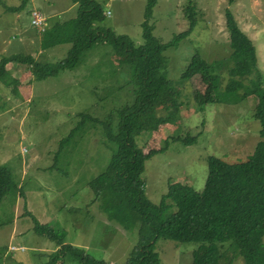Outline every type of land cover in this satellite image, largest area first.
Masks as SVG:
<instances>
[{
  "label": "rangeland",
  "instance_id": "obj_1",
  "mask_svg": "<svg viewBox=\"0 0 264 264\" xmlns=\"http://www.w3.org/2000/svg\"><path fill=\"white\" fill-rule=\"evenodd\" d=\"M98 2L105 14L100 25L136 43L142 41L146 0ZM186 2L156 1L150 19L156 37L165 42L185 28ZM193 4L197 24L176 47L164 51L167 77L172 83L162 87L155 100L157 114L176 105L177 120L136 138L144 152L152 151L144 161L141 177L144 193L153 203L160 201L168 183L177 180L202 193L228 164L251 153L260 138V123L253 117L255 95L235 101L224 91L227 68L232 64L224 10L232 12L240 29L252 40L264 88V0H234L230 4L228 0H193ZM33 8L45 16L46 28L75 16L77 3L0 0V58L30 54L38 63L51 64L67 56L69 43L43 47V30L30 24ZM195 52L205 60L206 69L181 78ZM26 65H6L9 74L19 80L17 86L0 81V164L7 166L19 186L0 203V264H43L49 259L56 245L34 230L36 221L62 230L65 243L96 258L126 264L125 258L137 241L140 217L131 213L125 223L117 222L107 207L123 202L122 195L104 190L95 196L89 182L105 170L113 147L105 144L102 124L94 120H103L133 100L132 65L120 61L113 45L103 42L87 48L73 67L44 79H32ZM80 113L90 118L82 123ZM115 121L114 117L113 124ZM175 135L194 139L183 143L172 140ZM261 196L264 199V189ZM199 216L200 202L183 242L156 240L154 249L161 264H192L195 244L190 236ZM63 256L62 264H77ZM220 264H242V258Z\"/></svg>",
  "mask_w": 264,
  "mask_h": 264
},
{
  "label": "trees",
  "instance_id": "obj_2",
  "mask_svg": "<svg viewBox=\"0 0 264 264\" xmlns=\"http://www.w3.org/2000/svg\"><path fill=\"white\" fill-rule=\"evenodd\" d=\"M156 1L146 0L144 19L141 23L142 41L136 43L127 35L117 34L111 28L100 25L105 14L98 0H70L77 3L75 16L56 21L41 31L43 47L69 43L67 56L51 64L38 63L30 54L2 56L0 81L18 85V79L12 77L6 67L9 62L27 64V72L33 76L32 79L39 80L73 67L82 53L94 43L112 44L120 61H128L133 67L131 81L134 98L114 112H109L103 120H94L102 124V139L105 144H112L113 147L105 170L93 178L89 185L95 196L104 190L110 194L122 195L123 202L107 207L117 222L125 223L131 213L140 217L137 241L128 252L125 263L161 264L154 249L156 240L163 238L183 242L195 207L200 202V216L190 236V240L195 244L191 251L192 264H220L223 260L231 263L238 256L242 258V264H264V199L261 196L264 189L262 73L257 64L256 49L252 40L240 29L228 8L224 10V17L232 64L227 68L224 91L229 97L235 98V101L255 95L253 117L260 123V138L251 153L228 164L202 193L180 180L168 183L167 191L158 203L151 202L144 193L141 173L144 161L152 151L144 152L138 146L136 138L144 131H154L177 120L176 105L167 106L162 113H156L155 100L158 91L167 85L171 86L172 83L167 77L164 51L169 47H176L197 24L193 0H187L184 7L185 28L175 33L168 41L160 40L152 33L153 25L150 23ZM233 1L228 0L229 4ZM204 69L205 60L195 52L180 77L187 79ZM246 77L248 81L245 84ZM80 115L83 116L82 123L90 118L85 113ZM114 117L116 121L113 124ZM77 128L78 126L74 127L59 145ZM171 139L189 143L194 138L175 135ZM167 143L168 140L165 145ZM18 188L7 166L0 164V203L9 192L17 191ZM2 224L0 220V226ZM34 230L45 235L56 245L49 259L43 264H62L64 254L77 264H111L94 257L83 248L65 243L62 230L56 231L37 221Z\"/></svg>",
  "mask_w": 264,
  "mask_h": 264
},
{
  "label": "built area",
  "instance_id": "obj_3",
  "mask_svg": "<svg viewBox=\"0 0 264 264\" xmlns=\"http://www.w3.org/2000/svg\"><path fill=\"white\" fill-rule=\"evenodd\" d=\"M46 18L42 14L40 10L37 8H33L30 11V24L34 27H36L39 30H43L45 27ZM10 249H19L23 250L24 248L21 246H10Z\"/></svg>",
  "mask_w": 264,
  "mask_h": 264
},
{
  "label": "crops",
  "instance_id": "obj_4",
  "mask_svg": "<svg viewBox=\"0 0 264 264\" xmlns=\"http://www.w3.org/2000/svg\"><path fill=\"white\" fill-rule=\"evenodd\" d=\"M69 18H71V17H69ZM48 22H50V21H48ZM46 25V24H45ZM50 25V24H49ZM49 25L47 24V26L46 27H49ZM36 30H34V34H36V32H35ZM38 39H40V35H39V37H38ZM40 48H41V46H40ZM42 49V48H41ZM19 74H21V72H19L18 70H16ZM18 73H15V76L16 75H19ZM21 81V80H20ZM18 82H19V80H18ZM30 82V81H29Z\"/></svg>",
  "mask_w": 264,
  "mask_h": 264
}]
</instances>
